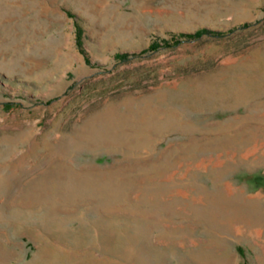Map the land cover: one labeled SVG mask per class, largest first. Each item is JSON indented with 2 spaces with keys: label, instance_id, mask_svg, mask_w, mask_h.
Segmentation results:
<instances>
[{
  "label": "rangeland",
  "instance_id": "374dc122",
  "mask_svg": "<svg viewBox=\"0 0 264 264\" xmlns=\"http://www.w3.org/2000/svg\"><path fill=\"white\" fill-rule=\"evenodd\" d=\"M257 157L264 0H0V264H264Z\"/></svg>",
  "mask_w": 264,
  "mask_h": 264
},
{
  "label": "bare ground",
  "instance_id": "6f19581e",
  "mask_svg": "<svg viewBox=\"0 0 264 264\" xmlns=\"http://www.w3.org/2000/svg\"><path fill=\"white\" fill-rule=\"evenodd\" d=\"M250 153L251 150L245 154V157ZM262 163H264V161L257 157L251 162L247 163V165L253 168L259 166ZM227 191L232 195L234 190L231 188V186H228ZM254 197L255 196L250 195L247 196L245 191L242 190L240 194L231 196L224 202V204L222 203L220 205L222 207V215L220 218L221 224L225 227L235 225L238 240H247L245 231L249 226H257L251 230L252 235L255 237H261L264 231V201L261 200L263 195L259 194L260 198ZM232 240L234 239L232 238Z\"/></svg>",
  "mask_w": 264,
  "mask_h": 264
}]
</instances>
